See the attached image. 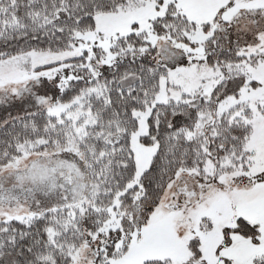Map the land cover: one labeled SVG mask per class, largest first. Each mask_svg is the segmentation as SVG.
Listing matches in <instances>:
<instances>
[{
	"label": "snow or ice",
	"instance_id": "snow-or-ice-1",
	"mask_svg": "<svg viewBox=\"0 0 264 264\" xmlns=\"http://www.w3.org/2000/svg\"><path fill=\"white\" fill-rule=\"evenodd\" d=\"M0 264H264V0H0Z\"/></svg>",
	"mask_w": 264,
	"mask_h": 264
}]
</instances>
